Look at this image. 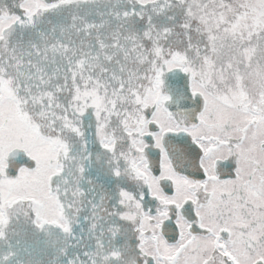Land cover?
I'll return each mask as SVG.
<instances>
[{
    "label": "snow or ice",
    "instance_id": "snow-or-ice-1",
    "mask_svg": "<svg viewBox=\"0 0 264 264\" xmlns=\"http://www.w3.org/2000/svg\"><path fill=\"white\" fill-rule=\"evenodd\" d=\"M0 264H264V0H0Z\"/></svg>",
    "mask_w": 264,
    "mask_h": 264
}]
</instances>
